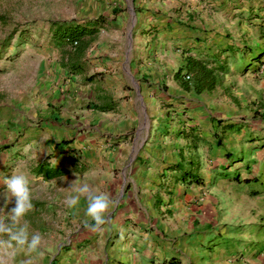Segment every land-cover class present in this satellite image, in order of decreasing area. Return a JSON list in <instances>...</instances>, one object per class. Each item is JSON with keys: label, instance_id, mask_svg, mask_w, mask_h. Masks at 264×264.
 Masks as SVG:
<instances>
[{"label": "rangeland", "instance_id": "374dc122", "mask_svg": "<svg viewBox=\"0 0 264 264\" xmlns=\"http://www.w3.org/2000/svg\"><path fill=\"white\" fill-rule=\"evenodd\" d=\"M56 22L82 24L92 33L84 35L81 47L56 42L52 37ZM170 27L178 38L175 44L168 41ZM113 53L125 59L135 54L157 56L166 62L191 55L213 66L217 63L208 60L217 57L225 66V73L216 70L220 82L211 90L175 93L167 84L157 87L165 93L155 103L166 109L158 113V133L154 132L162 140V150L175 148L182 154L181 169L208 172L205 152L211 146L206 143L212 139L207 121L212 118L233 125L232 130H224L236 133L230 137L242 134L264 145V0H0V207L4 181L14 171L27 175L34 191V208L24 218L29 229L60 233L52 241L45 239L41 249H79L82 264H95L96 251H106L112 242L107 236L97 244L92 234L98 230H93L94 221L86 215L85 198L74 208L66 205L74 180L118 198L104 227L112 223L121 202L136 204L141 198L149 202L157 188L158 201L164 205L180 190L177 171L170 175L167 169L162 177L147 172L155 160L140 162L137 145L130 149L127 107L120 104L127 96L123 92L112 96L106 86L114 85V73L108 72L104 80L96 78L93 85L94 80H88L96 64L106 63L105 58L112 64ZM78 63L83 65L82 77L74 73L80 69ZM146 81L147 86L153 83ZM123 82L127 88H138L133 77ZM152 90L154 86L148 89ZM138 96L145 103L140 91ZM107 100L113 108L106 115L94 108L93 104ZM146 108L144 104L143 119L149 124ZM217 132L221 134L215 137L221 139L223 131ZM189 148L195 158L191 165ZM39 166L63 172L47 177L37 170ZM13 206L14 198L8 209ZM180 211V206H171L156 214L176 224ZM146 220L154 224L153 217ZM164 224L169 235L171 226Z\"/></svg>", "mask_w": 264, "mask_h": 264}, {"label": "crops", "instance_id": "0c3cea01", "mask_svg": "<svg viewBox=\"0 0 264 264\" xmlns=\"http://www.w3.org/2000/svg\"><path fill=\"white\" fill-rule=\"evenodd\" d=\"M168 30H170L167 34H170L168 41L170 43L174 41L175 44L178 38L173 34L172 27ZM137 40L138 38L135 37V41ZM113 54L112 64L108 58H105L106 63H101L100 66L96 64L94 74L93 70H88L93 74L92 85L97 81L96 78L102 77L104 80L108 72L114 73L116 77L114 85L106 86L112 90V96L121 92L127 96L125 102L121 101L120 104L127 107L126 129L130 133L128 135L130 149L137 145L140 149L137 160L140 162L146 159L155 160L147 172L154 171L162 177L163 173L167 172L166 162H178L182 154L175 148L171 151L162 150V140L154 132L158 128L156 125L158 113L164 111V107L155 103L158 96L165 93L157 87L164 83L171 92L184 93L185 90L181 88L174 74L182 61L178 62L176 59L166 62L157 56L151 59L139 54L133 57L129 55L125 59ZM31 64L32 61L28 66ZM78 65L80 69H74V73L75 76L82 77L83 65L80 63ZM100 71L105 73L101 75ZM119 71H122V76L118 75ZM125 77L128 81L133 77L138 83V88L135 89L131 85L127 88L123 84ZM146 80H151L152 85L147 86L146 84L150 82ZM98 81L100 82V79ZM153 86L154 91H148ZM138 91L144 95L145 103L142 102V97L138 96ZM144 104L149 112V124H144ZM99 112L107 113V111ZM147 125L150 126L149 129ZM207 126L212 139L206 143L211 146L205 152L210 164L206 166L207 169L209 168L208 172L201 173V169L196 170L191 167L192 172L202 177V182L186 181V184H182V180L178 181L180 190L175 192L171 202L164 205L162 201H158L160 196H157V188L153 200L149 202L142 198L135 200L136 204L127 200L121 202L112 223H108L107 227L103 226L102 231L98 230L97 233L92 234L97 237V244L107 236L112 242L106 251H96L95 264H161L170 258H173L176 264H264V169L262 168L264 145L260 146L256 139L243 137L242 134L241 137L238 135L234 138L230 137L236 133L227 134L224 130H232L233 125L226 124L219 118L208 120ZM241 127L239 126V129ZM217 129L223 131L221 139L215 137L216 134H221ZM139 132L143 133L141 137L138 135ZM217 140L219 144L216 143ZM189 152L188 160L193 163L195 158H192L191 154L194 151L189 148ZM260 152L262 155H257ZM149 155L153 157L150 158ZM156 162L160 166L154 167ZM173 171H170V175ZM171 206H175L176 209L180 206L182 211H185L177 214L180 218L176 219V224L171 220L166 222V218L161 219L156 214V211L159 214L161 209ZM150 216L153 217L154 224L147 223L146 218ZM136 220L140 223H134ZM164 221L166 225L171 226L169 235H165ZM117 230L123 232V235L126 234V237L122 238ZM29 231L44 236L43 241L45 239L52 241L60 237L59 232L37 227H31ZM164 235L169 238H165ZM82 236L83 234H80L78 237ZM0 239L7 240V236H0ZM81 253L79 249L78 251L59 250L58 247L53 251L39 248L35 252H29L27 248L15 251L0 248V259H3L5 264H22L28 258H31L34 264H82ZM36 257L40 259L37 261Z\"/></svg>", "mask_w": 264, "mask_h": 264}, {"label": "clouds", "instance_id": "9594fccd", "mask_svg": "<svg viewBox=\"0 0 264 264\" xmlns=\"http://www.w3.org/2000/svg\"><path fill=\"white\" fill-rule=\"evenodd\" d=\"M73 182L69 187L72 194L67 197L66 205L74 208L79 205L82 197L85 198L87 201L86 215L94 221L91 227L93 230L102 231V226L108 222V214L118 203V198L95 189L88 182ZM4 185L6 190L3 193L4 206L0 207V211L4 212V215H0V236H7V240L0 239V248L13 249V251L27 248L29 252H35L41 248L43 237L39 233L30 232V226L24 220L34 208V191L31 181L27 175L14 171L4 181ZM13 198L14 206L8 209ZM0 264H5V261L0 259ZM22 264H34V262L28 258Z\"/></svg>", "mask_w": 264, "mask_h": 264}, {"label": "trees", "instance_id": "16d2710c", "mask_svg": "<svg viewBox=\"0 0 264 264\" xmlns=\"http://www.w3.org/2000/svg\"><path fill=\"white\" fill-rule=\"evenodd\" d=\"M56 28L53 32V39L56 42L66 41L69 44L80 45L83 44L84 35L92 33V28L88 26H84L81 24H67L60 25L59 23H55ZM212 63L215 61L217 64L213 66L212 64H208L203 60V58L194 57L191 55H186L181 63V65L175 71V77L178 80L180 86L185 90H192L195 93H200L205 90L213 89L217 84H219L220 79L218 77L219 72L216 70H220L222 73L226 72V68L224 65L219 63L217 57H211L208 60ZM184 74H189V79H184ZM91 77H88V80ZM94 108L98 111H108L113 108L112 102H104L102 104H93ZM219 144V140L216 141ZM182 162H175L169 164L166 169L177 171V178L183 181H190L194 183H201L202 177L195 172H192V169H181ZM188 165H191V162L188 161ZM195 167V164H193ZM38 171H41L44 176L50 177L54 175L61 174L63 169L60 168H43L39 166L37 168ZM161 264H176V261L173 258L168 259L166 262H162Z\"/></svg>", "mask_w": 264, "mask_h": 264}, {"label": "built area", "instance_id": "2783aa9c", "mask_svg": "<svg viewBox=\"0 0 264 264\" xmlns=\"http://www.w3.org/2000/svg\"><path fill=\"white\" fill-rule=\"evenodd\" d=\"M183 78L184 79H189V74H184Z\"/></svg>", "mask_w": 264, "mask_h": 264}]
</instances>
